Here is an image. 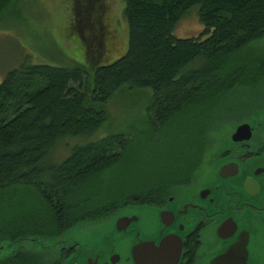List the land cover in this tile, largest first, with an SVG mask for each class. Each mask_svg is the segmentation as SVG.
Masks as SVG:
<instances>
[{"label": "trees", "instance_id": "1", "mask_svg": "<svg viewBox=\"0 0 264 264\" xmlns=\"http://www.w3.org/2000/svg\"><path fill=\"white\" fill-rule=\"evenodd\" d=\"M15 1L0 0V16ZM124 4L128 46L116 61L91 70L24 63L0 83V197L8 192L15 196L0 202V264H48L47 254L38 255L39 248L30 243L48 244L56 260L65 233L79 224L145 201L147 192H173L176 183H168L178 178L181 185L190 177L204 138L199 143L195 131L189 156L179 159L177 144V161L166 164L175 156L163 155L160 148L168 136L178 133V127L172 130L178 117L200 118L209 122V128L222 118L233 120L228 117L234 111L229 96L242 87L254 92L264 81V55L240 58L264 39V0H124ZM193 8H198L204 32L176 38L174 30ZM121 90L148 94L143 120L123 135L97 140L104 133L105 107ZM72 138L91 141L73 147L60 163L46 162L60 142ZM145 145L156 156L137 161L135 156ZM189 158L190 163L181 162ZM148 161L158 171L148 175ZM143 169L148 173L140 172ZM117 173L128 178L120 180V188L141 179L142 186L134 191H98L100 183H110ZM15 211L21 218L11 219ZM69 255L65 250V257Z\"/></svg>", "mask_w": 264, "mask_h": 264}, {"label": "flooded vegetation", "instance_id": "2", "mask_svg": "<svg viewBox=\"0 0 264 264\" xmlns=\"http://www.w3.org/2000/svg\"><path fill=\"white\" fill-rule=\"evenodd\" d=\"M250 106L236 120L222 118L204 133L194 170L173 192H147V200L107 213L97 221H102L97 249L61 242L52 263L135 264L136 245L158 247L170 236L178 256L162 264H264V98ZM241 125L250 129L233 139ZM120 219L130 223L117 231Z\"/></svg>", "mask_w": 264, "mask_h": 264}, {"label": "rangeland", "instance_id": "3", "mask_svg": "<svg viewBox=\"0 0 264 264\" xmlns=\"http://www.w3.org/2000/svg\"><path fill=\"white\" fill-rule=\"evenodd\" d=\"M124 6V0L15 1L0 16V83L9 71L24 63L68 69L84 67L91 70L116 61L124 55L128 46V25L124 17ZM88 23L90 26L86 27ZM93 28L95 31L92 32ZM203 32L204 27L198 18V8H193L178 23L173 35L178 39H186L198 37ZM253 54L258 55V57H261V54L264 55V39L251 45L242 53L240 58L241 60L256 58ZM89 57L92 59L89 60ZM147 93L149 92L147 91ZM147 97L148 94L141 92V90L132 91V93L125 90L118 92L105 107L104 133H101L96 139L113 134L123 135L136 122L139 124L138 119H142L141 115ZM229 97V106L233 104L234 111H231L228 117H233V120H236L238 113L248 112L251 104L255 107L259 99L264 98V82L258 84L254 92L242 87L233 91ZM173 125L172 130L178 127V133H173L166 138L168 143L163 144L160 152L165 156H175V148L178 144L179 159L186 158L191 153L192 145L189 144L193 141L195 131L198 133L199 143L202 140L200 137L209 131V122H201L200 118L193 121L178 117V121ZM88 141L91 139H65L56 146L46 162L60 163L71 154L73 147H78V145ZM202 144L198 146V151H200ZM135 149L137 148L135 147ZM152 155L156 156L154 150L145 145V148L138 152L135 157L139 161L141 158H150ZM177 159L178 156H175L166 164L173 165ZM181 162L190 163L191 159ZM145 163L151 167L148 175L158 171V167L154 166L155 164L151 165L152 162ZM158 164L161 165L162 162ZM147 171L140 170L144 174H147ZM122 174L117 173L114 176L115 179L110 183H100L98 191H118L119 189L122 190L121 192L134 191L142 186L139 183L141 179L138 182L134 181L131 186H126L124 189L120 188V180L128 181L127 175ZM147 178L149 177L147 176ZM171 180L173 181L168 184L174 182L177 185L178 180ZM10 194L12 193L8 192V194L2 195L0 202L6 203L11 198H15ZM12 213L11 219H16L17 215L21 218L20 212ZM16 226L19 225L16 224ZM64 238L71 242L74 241L84 251L97 249V244L101 239L96 230H92L83 224L67 232ZM35 245L39 248L35 253L42 255V257L43 254H47L45 258L43 257L46 259V263L49 264L55 259V255H51V247H47L48 244L30 243L28 246L33 247ZM40 247L47 249L42 250Z\"/></svg>", "mask_w": 264, "mask_h": 264}, {"label": "water", "instance_id": "4", "mask_svg": "<svg viewBox=\"0 0 264 264\" xmlns=\"http://www.w3.org/2000/svg\"><path fill=\"white\" fill-rule=\"evenodd\" d=\"M249 129L250 128L248 125L239 126L236 129V132L233 136V139H236L239 136H244L245 131L249 130ZM124 223H125V225H128L130 222L126 219H120L116 224V230L122 231L120 226ZM105 224H109V223H105ZM105 224H103L102 231L107 228V225H105ZM79 225H82V224H79ZM83 225L92 229V230H96L97 234L101 230V228L99 227L101 225L99 223L93 222V223H86ZM61 242L65 243V244H66V242L71 243V241L69 239L64 238V237L61 240ZM72 242H74V241H72ZM149 254L151 256H148ZM177 256H178V243L175 240V238L170 237V236L163 238L158 247L155 246L154 243H141V244L136 245L133 249V259H134L135 264H146L149 261L151 263H156V260L159 261V264H162V261L174 260ZM76 260H77L76 257H74L73 260L71 261V263L75 262Z\"/></svg>", "mask_w": 264, "mask_h": 264}]
</instances>
